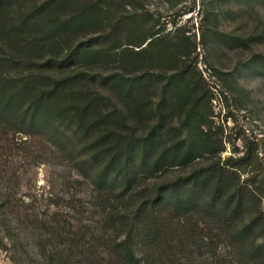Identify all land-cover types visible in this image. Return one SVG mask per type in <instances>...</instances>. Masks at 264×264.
<instances>
[{"label":"trees","instance_id":"16d2710c","mask_svg":"<svg viewBox=\"0 0 264 264\" xmlns=\"http://www.w3.org/2000/svg\"><path fill=\"white\" fill-rule=\"evenodd\" d=\"M121 2L0 0V153L91 188L32 209L40 264H264L262 148L223 159L203 78Z\"/></svg>","mask_w":264,"mask_h":264},{"label":"rangeland","instance_id":"374dc122","mask_svg":"<svg viewBox=\"0 0 264 264\" xmlns=\"http://www.w3.org/2000/svg\"><path fill=\"white\" fill-rule=\"evenodd\" d=\"M121 1L123 8L131 4L151 32L172 38L184 62L179 67H190L198 81L203 78L213 96L212 133L223 142V159L242 154L245 145L252 144L262 148L264 168V0ZM174 65L161 62L153 71L169 74ZM10 168L16 172L12 180L5 173ZM70 175L79 179L68 164H36L23 154L13 158L0 153V205L7 196L16 202L15 208L11 205L0 213V264H17L13 256L21 264L43 263L41 236L29 216L35 210L47 218L57 204L68 210L65 204L71 198L87 205L90 186L72 184ZM83 218L91 220V214Z\"/></svg>","mask_w":264,"mask_h":264}]
</instances>
